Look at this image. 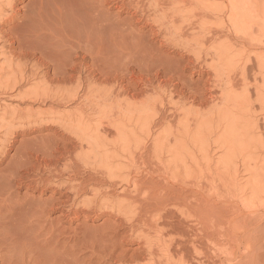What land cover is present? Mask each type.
Returning <instances> with one entry per match:
<instances>
[{
    "label": "rangeland",
    "instance_id": "374dc122",
    "mask_svg": "<svg viewBox=\"0 0 264 264\" xmlns=\"http://www.w3.org/2000/svg\"><path fill=\"white\" fill-rule=\"evenodd\" d=\"M179 1L0 0V9L7 14L0 20V65L13 59L16 71L25 67L26 77L32 79L24 90L52 98L29 106L18 98L9 99L0 88V101L11 105L9 114L20 112L12 123L10 115L4 120L1 114L0 120V151L2 144L7 145L0 154V264H264V182L254 175L255 156L246 155L244 161L240 157L247 166L239 170L230 167L221 172L233 176L239 171L243 182H249L246 208L240 192L229 188V178L221 180L216 166L211 167L213 172L207 168L210 162L204 154L210 153L219 164L225 159L222 151L215 150L216 138L209 152L200 153L189 143L190 150L184 154L191 167L178 163V168L174 164L167 168L170 158L163 161L155 149L157 136H168L175 149L179 145L173 138L175 131H184L196 119L210 120L224 110L223 98L233 96L225 90L230 77L227 65L241 55V59L251 56L245 75L235 72L234 80L230 79L238 86L245 77L250 87L264 66V43L256 41L258 30L241 36L231 26L227 35L219 29L220 13L213 11L221 2ZM184 1H189L186 7ZM218 45L235 47L229 59H214ZM242 84L234 95L241 92ZM73 96L76 99L67 111L80 110L94 124L104 122L101 134L107 140L117 134L109 120L129 123L146 112L153 117L156 137L149 140L137 130L140 135L136 132L132 156L119 162L122 178L134 180L132 186L111 188L107 176L88 171L78 158L75 138L65 131L67 127L56 123L59 116L55 114L66 112L57 102ZM250 102L260 128L252 136L256 144L251 143V150L257 152L255 145L261 143L258 151L262 152L264 106L253 89ZM28 123L33 127H22ZM249 125V129L254 127ZM130 128L133 131L134 126ZM167 171L175 182L166 178Z\"/></svg>",
    "mask_w": 264,
    "mask_h": 264
},
{
    "label": "bare ground",
    "instance_id": "6f19581e",
    "mask_svg": "<svg viewBox=\"0 0 264 264\" xmlns=\"http://www.w3.org/2000/svg\"><path fill=\"white\" fill-rule=\"evenodd\" d=\"M9 1V0H8ZM179 1V0H177ZM182 1V0H181ZM217 2H221V5L217 6L213 11L220 13L221 15V22L219 24V29L222 30V32H227L231 33V26L234 28V33L236 34H241V36H246V35H253L256 30H258V41L260 44H263V37H264V0H216ZM7 2V0H6ZM5 2V3H6ZM13 1H11L12 3ZM4 2H2L3 4ZM14 3V2H13ZM173 3L175 4V2L173 1ZM186 3H189V1H184L182 6L184 5V7H186ZM203 3V2H202ZM177 5L181 4V2L179 1L178 3H176ZM11 5V4H10ZM9 5V6H10ZM188 5V4H187ZM190 5V4H189ZM188 5V6H189ZM175 6V5H174ZM173 6V7H174ZM11 7V6H10ZM13 7V4H12ZM179 7V6H178ZM181 7V6H180ZM184 7H182V9H184ZM12 9V8H11ZM177 9V8H176ZM6 14V13H5ZM7 15V14H6ZM3 15V11L0 9V20L2 19V16H6ZM216 15V14H215ZM218 15V14H217ZM191 16V15H190ZM4 18V17H3ZM4 22V21H3ZM206 31V30H205ZM204 31V33H205ZM217 33V32H216ZM219 34H221V32H218ZM234 33L232 34V36L234 35ZM224 34V33H223ZM214 35V34H213ZM230 35V34H229ZM257 35V34H256ZM215 36V35H214ZM240 36V38H241ZM230 37V36H229ZM236 37V36H234ZM239 39V38H238ZM2 40V39H1ZM211 41V39L209 40ZM213 41V39H212ZM232 41V40H229ZM238 42V41H237ZM242 42V41H241ZM245 42V41H244ZM218 44V43H217ZM5 45V43H4ZM250 46V45H249ZM259 47V46H257ZM5 48V47H4ZM235 50L234 46H224V45H218L215 49L214 53V59L216 58L219 61H224L226 59H229V57L233 54ZM252 51V50H251ZM253 52V51H252ZM210 53V52H209ZM6 55V54H5ZM264 56V55H263ZM211 57V56H210ZM234 57V56H233ZM10 58V56H9ZM12 58V57H11ZM10 58V59H11ZM242 55L240 56V60L238 61H233L230 65H227V68H229V80L228 82L225 84V86L227 87V89L225 88V90H227V92H232L233 96L229 97V98H223V102L225 103V108L223 111H221L219 114H217L215 117L211 118L210 120L204 121L202 122L200 119H196L193 120V124H190V122L188 123L190 126H187L185 128L184 131H180L176 133V129H174V134H173V138H175V141H177L179 143V145H176V148L173 149L171 148L172 146L170 145V143L172 142V140L169 139L168 136L166 137H161L160 136H154L152 135V127L154 124V121L152 120L151 117L147 116V112L144 114L145 116H138V117H134L131 118L129 123H121L118 120H114L111 119L108 121V125L111 126L114 130H116L117 134L115 133L116 136H113V138L111 137V140H107L106 137L108 136H103V134H101V127L103 126L101 122V124L97 121L94 124V121L92 119H90L88 116H85L86 114H84V112H81L80 110H76V111H67V108L69 106H67L68 104L74 102V100L76 99V96L73 97H66L64 99H60V101L55 100V102H57V105L59 107H66V112H58L55 113L57 114L59 117L57 118L56 123H59L61 125V127H67L65 128V131H70V133L73 135V137L76 140V144L79 148V152H78V158L83 161V163L86 164V167L88 168V171L90 170L92 173L96 172L100 174L105 175V177L107 176L108 179L110 180V182L107 180V178H105L108 182L109 185H111V188H116L120 185H125V186H132V183L134 180H129V179H123L122 175L120 174V171L122 170L119 166V162L122 159L126 158H130L133 154L132 149H133V142L135 141V139L138 137L137 134L140 131V134L142 133L143 136H145L147 139H152L153 136L156 137L155 138V146H156V152L157 155L161 157V159L166 157L170 158L169 161V165L168 167L166 165L167 168H173V164L175 166H177L178 163H180V165L188 167L189 162L187 161V157H185L186 155L184 154V152H186L187 150H190L189 147V143L192 142L193 145H195L198 149L199 152H209V149H211L212 147V140L214 138H216V140L214 141V145H217L215 150H220V152L222 151L225 154V159H223V163L219 164L217 162V158L215 159L210 153L209 155L204 154V159H208V161L210 162L209 166L207 167L210 172L212 171V166H216L214 169L216 171V174H219V176L221 177L220 179L222 180L223 178H229L228 179V183L230 182V186L229 188H233L235 190H237V193H239V195H241L242 197V204H244L243 206H245L246 208H248V204L246 203L248 201V199H246L247 195H248V190H250L249 186V182H243L244 178H240L239 171L236 172L235 175H231L229 172H224L221 173L222 170H228V168L230 167H235V169L239 170L241 166H247V163H242L240 159V157L243 158L246 157V155H250L252 153V155L255 156V162H253L251 165H254L253 168L255 171H257L256 174H254L255 176H257L256 178H260L259 182H264V174H261V176L257 175L258 171H262L264 169V162H262V158L264 157V153H262L264 151V149L262 150V152H259L258 148L260 147L261 143H259L258 145H255L257 152H252V144L255 142H253L252 140L254 138H252V136L257 134V131L260 129L259 128V124H258V120L256 117H254V115L252 114V103L251 101V92L252 89L254 90V92L259 96L260 100L262 101V105L264 106V66H262L258 72V75L255 76V83L253 85H251V87L249 86V84L247 83V79L244 77L243 79V84L242 82H240L242 84V89L241 92L237 95H234V93L237 91V87L241 86L238 85L236 86V84H232V82L230 81V79L233 78L234 75H232L235 72H239L241 75H245L246 70L248 69L249 65L251 64L250 62L253 60L251 56H246L244 59H241ZM257 59H259V56H256ZM13 60V59H11ZM8 58L6 59L7 64H3L4 66L0 65V88H2V93H4L5 95H8V98H18V100L20 99L21 101H26L27 105L29 106H34L36 104H45L47 103V101L49 98L46 96V94H38L37 91H25V87L29 86L32 84V79L31 78H27L29 76L26 77L25 74V67L24 65H22L24 67V71L21 70L20 72H17L15 69V63L14 61H11ZM14 60H16L15 56H14ZM18 60V59H17ZM255 61V60H254ZM260 63V62H259ZM221 64V63H220ZM26 65V64H25ZM262 65V64H261ZM28 66V65H27ZM21 68V66H20ZM34 68V67H33ZM226 68V67H225ZM28 69V68H27ZM31 69V68H30ZM36 71V68H34ZM33 70V73H35V71ZM32 70H31V75H32ZM211 70V69H210ZM40 71V70H39ZM213 71V70H212ZM29 73V72H28ZM9 76L7 79H5L6 76ZM30 75V73H29ZM39 75V73H38ZM41 76V75H40ZM221 76V75H219ZM44 77V76H43ZM237 78V77H236ZM234 80V79H232ZM237 80V79H235ZM235 82V81H234ZM223 86V85H222ZM253 87V88H252ZM222 88V87H221ZM1 93V94H2ZM253 95V94H252ZM228 97V96H226ZM7 98V99H8ZM5 99V98H4ZM6 99V100H7ZM5 100V101H6ZM213 101V100H212ZM25 102V103H26ZM9 107H11V105L2 103L0 101V120L4 117L1 118V114H3L5 116L6 120V116H9V120H11L10 123H12V121L14 122V120L16 121V116L15 113H18L19 110L13 111L11 114H9ZM250 107V111L247 110V108ZM16 108V107H15ZM19 107H17L18 109ZM11 110V109H10ZM16 110V109H15ZM30 110L33 111V109L31 108ZM98 110V109H97ZM96 110V111H97ZM91 111V108H90ZM20 113V112H19ZM92 114V112H90ZM38 114L41 113L39 112ZM14 116V117H13ZM92 116V115H91ZM96 116V115H95ZM106 117V116H105ZM112 118V116L110 117ZM3 120V121H4ZM102 120V118H101ZM192 120V118H191ZM126 121V120H125ZM217 121V122H215ZM39 122H36V124H38ZM33 123H28L25 125H22V127L24 126H28V125H32ZM41 124V122H40ZM52 124V123H51ZM248 124L253 125L254 127H252L251 129H249L250 125L248 126ZM52 126V125H50ZM58 126V124H57ZM130 126H134L133 131L130 128V131L128 130ZM60 127V126H59ZM60 127V129H61ZM26 128V127H24ZM35 128V127H34ZM184 128V127H183ZM23 129V128H22ZM28 129V127H27ZM30 129V128H29ZM33 129V128H32ZM31 129V130H32ZM104 129V128H103ZM182 129V128H181ZM179 129V130H181ZM64 130V129H62ZM137 130H139L137 132ZM178 130V131H179ZM22 131V130H21ZM25 131V130H24ZM64 131V132H65ZM173 131V130H172ZM26 132V131H25ZM24 132V133H25ZM109 132V131H108ZM111 132V131H110ZM115 132V131H114ZM137 132V134H136ZM105 133V132H104ZM170 133V132H169ZM263 134V132H260V134ZM66 134V132H65ZM138 134V135H140ZM254 134V135H253ZM9 135V134H8ZM105 135V134H104ZM107 135V134H106ZM113 135V134H112ZM167 135V134H165ZM172 135V133H171ZM259 135V134H258ZM12 136V135H11ZM9 136V137H11ZM260 136V135H259ZM263 136V135H262ZM13 137V136H12ZM11 137V138H12ZM172 137V136H171ZM256 137V136H254ZM144 138V137H143ZM258 138V137H257ZM262 138V137H261ZM109 139V137H108ZM145 139V138H144ZM140 141V138L138 139ZM137 140V141H138ZM256 140V139H255ZM259 139H257L258 141ZM261 140V139H260ZM264 139L262 138V143L264 146ZM5 141V140H4ZM11 141V140H10ZM174 141V140H173ZM248 141L246 143V145L241 144L242 142ZM252 141V142H251ZM5 143L7 144V138ZM138 143V142H137ZM258 143V142H257ZM140 145V144H139ZM144 145V144H143ZM145 148V145L143 146ZM173 145V144H172ZM3 146H5V148H7V145H3L2 144V148ZM139 147V146H138ZM1 148V151L3 150ZM4 148V149H5ZM68 148V147H67ZM66 148V152L65 156L68 152V149ZM213 148V147H212ZM262 148V146H261ZM264 148V147H263ZM76 151V147L74 148ZM214 149V148H213ZM59 150V149H58ZM58 150H56V152H58ZM65 150V148L63 149ZM197 150V149H196ZM260 150V151H261ZM0 154H4L3 151ZM74 151V152H75ZM211 151V150H210ZM190 152V151H189ZM188 152V153H189ZM198 152V151H197ZM221 152V153H222ZM61 153V152H60ZM64 153H61V156H63L64 158ZM72 153V152H71ZM194 153V152H193ZM196 153V152H195ZM218 153V151H217ZM216 153V155H217ZM222 153V154H223ZM6 154V153H5ZM56 154V153H55ZM59 154V153H58ZM70 154V153H69ZM74 154V153H73ZM68 155V154H67ZM210 155L213 157H210ZM220 155V154H219ZM60 156V155H59ZM253 156V157H254ZM57 157V156H56ZM193 157V156H192ZM55 158V157H54ZM53 158V159H54ZM134 158V156H133ZM261 158V159H260ZM162 159V160H163ZM127 160V159H126ZM159 160V159H158ZM197 160V159H196ZM55 161V160H54ZM57 162H59L58 160H56ZM130 161V159H129ZM164 161V160H163ZM244 161V160H243ZM123 162V161H122ZM127 162V161H126ZM132 162V161H131ZM159 162V161H158ZM161 162V161H160ZM159 162V163H160ZM201 162V161H200ZM51 163V161H50ZM167 162H162V164H165ZM208 163V162H207ZM43 164V163H42ZM42 164L40 166H42ZM46 164V163H44ZM48 164V163H47ZM89 164V165H87ZM190 164H192L190 162ZM189 164V166L191 167V165ZM84 165V164H83ZM161 165V163H160ZM204 165V164H203ZM159 166V165H158ZM163 166V165H162ZM181 167V166H180ZM179 167V168H180ZM193 167V166H192ZM45 168H47L46 170H48V166H45ZM86 168V169H87ZM162 168V167H161ZM178 168V166H177ZM43 170V168H41ZM185 169V168H184ZM190 169V168H189ZM188 169V171H189ZM193 169V168H192ZM202 169V168H201ZM207 169V171H209ZM262 169V170H260ZM41 170V171H42ZM45 170V169H44ZM183 171V169H181ZM37 171H40L37 170ZM36 171V172H37ZM163 171V170H162ZM171 171V170H170ZM175 171H177L175 169ZM164 173L165 170L163 171ZM191 169H190V173H191ZM196 172V171H195ZM213 172V171H212ZM246 172V170H245ZM161 173V172H160ZM167 173H169L167 171ZM176 173V172H175ZM198 173V172H197ZM202 173L203 170H202ZM37 174V173H36ZM40 174V173H39ZM162 174V173H161ZM170 174L169 176L166 178H170ZM177 174V173H176ZM212 174V173H211ZM209 174V175H211ZM214 174V173H213ZM212 174V176H213ZM158 175V174H157ZM165 175V174H164ZM172 175V174H171ZM253 175V174H252ZM251 175V176H252ZM101 176V175H100ZM174 176V175H173ZM176 176V175H175ZM180 176V175H179ZM189 176V175H188ZM192 176V175H191ZM215 176V175H214ZM259 176V177H258ZM162 177V175H161ZM178 177V176H177ZM198 177V176H197ZM253 177V176H252ZM160 178V176H159ZM163 178H165V176H163ZM165 178V179H166ZM171 176V181L173 179L172 182L176 181V178ZM195 178V176L193 177V179ZM249 178V177H248ZM168 179V180H170ZM180 179V177H179ZM182 179V178H181ZM185 178H183L184 180ZM200 178H197V180ZM175 180V181H174ZM178 180V179H177ZM197 180H195V186L197 184ZM230 180V181H229ZM246 180V179H245ZM23 181V179L21 180ZM192 181V180H191ZM247 181V180H246ZM169 182V181H168ZM186 182V181H185ZM188 182V181H187ZM186 182V183H187ZM199 182V181H198ZM258 182V183H259ZM136 183V182H135ZM213 186H214V181L212 182ZM255 183V182H254ZM106 184V183H105ZM167 184V182H166ZM173 184V183H172ZM171 184V185H172ZM192 184V182H191ZM202 184V182H201ZM257 184V183H256ZM108 185V187H109ZM170 185V184H169ZM219 185V184H218ZM77 186V185H76ZM196 186V187H197ZM209 186V185H208ZM122 187V186H121ZM76 188V187H75ZM123 188V187H122ZM72 189V187H70V190ZM77 189L79 190V188L77 187ZM121 189V188H120ZM193 189V188H192ZM197 189V188H196ZM69 190V189H68ZM75 192L77 190L73 189ZM198 190L199 187H198ZM230 190V189H229ZM72 191V190H71ZM94 191V190H92ZM98 191V190H97ZM70 192V191H69ZM96 192V190L94 191ZM124 192V190H123ZM107 193V192H106ZM93 194V193H92ZM125 194V193H123ZM76 195V194H75ZM95 194H93L94 196ZM99 195V194H98ZM127 196V194H125ZM123 197H126V196ZM77 196V195H76ZM102 196V195H101ZM113 196V195H112ZM115 197V196H114ZM121 197V196H120ZM234 197V196H233ZM94 198V197H93ZM99 198V197H98ZM111 198V196H110ZM116 198V197H115ZM122 198V197H121ZM128 198V197H127ZM126 198V200H127ZM130 199V198H129ZM128 199V201H129ZM113 200V198H112ZM76 201V200H75ZM93 201V200H92ZM131 201V199H130ZM96 202V201H95ZM94 202V203H95ZM106 202V201H105ZM115 202V200H114ZM84 203V201H83ZM112 203V202H111ZM135 203V202H134ZM85 204V203H84ZM96 204V203H95ZM98 204V203H97ZM99 204H103V203H99ZM120 204V203H119ZM123 204V203H122ZM120 204V205H122ZM127 204V203H126ZM166 204V203H165ZM132 205V204H131ZM108 206V205H107ZM124 206V205H122ZM127 206V205H126ZM166 207V206H165ZM121 209V207H119ZM127 208V207H126ZM160 208V207H159ZM250 208V207H249ZM117 209V208H116ZM167 209V208H166ZM123 210V208H122ZM160 211V210H159ZM162 211V210H161ZM120 212V210H119ZM125 212V210H124ZM187 212V211H186ZM121 213V212H120ZM191 213V212H190ZM254 213V212H253ZM124 214V213H123ZM157 214V213H156ZM160 214V213H159ZM186 214V213H185ZM126 216V215H125ZM190 218V217H189ZM160 220V219H159ZM158 220V221H159ZM193 220V219H192ZM157 221V223H158ZM156 223V222H155ZM168 223V220H167ZM158 225V224H157ZM160 225V224H159ZM162 228V226H160ZM164 227L166 228V226L164 225ZM160 229V228H159ZM168 229V228H167ZM166 229V230H167ZM162 231H164V229H160ZM171 235V234H170ZM164 236V235H163ZM169 236V233H168ZM173 236V235H171ZM178 236V235H177ZM179 237V236H178ZM148 238V237H147ZM150 238V237H149ZM180 238V237H179ZM159 239V238H158ZM171 239V238H170ZM145 240V239H143ZM154 240V239H152ZM162 240V239H161ZM165 240H167L165 238ZM164 240V241H165ZM172 240V239H171ZM186 240V238H185ZM210 241V239H208ZM148 241V239H147ZM159 241V240H158ZM169 242V239L167 240ZM145 242V241H144ZM150 242L152 243L151 239ZM155 242V241H153ZM168 242L165 241V246H167ZM211 242V241H210ZM212 243V242H211ZM147 245L149 243H146ZM172 244V243H171ZM178 244V242H177ZM181 244V243H180ZM187 244V243H186ZM189 244V243H188ZM192 244V242H191ZM196 243H194L195 245ZM158 245V243H157ZM193 245V246H194ZM209 245V244H208ZM207 245V246H208ZM180 246V245H179ZM191 246V245H189ZM150 248V246H148ZM159 247V246H158ZM162 247V246H160ZM159 247V248H160ZM172 247V246H171ZM199 247V246H198ZM147 248V247H146ZM164 248V247H163ZM187 248V247H186ZM200 248V247H199ZM168 249L169 245H168ZM192 249V248H191ZM150 250V249H149ZM158 250V249H157ZM156 250V252H157ZM161 250V248H160ZM185 250V249H184ZM196 250V249H195ZM201 250V249H200ZM147 251V249H146ZM152 251V249H151ZM150 251V253L152 254V252ZM163 251V249L160 251V255L161 252ZM167 251V250H166ZM177 251V249H176ZM175 251V252H176ZM181 251V250H180ZM199 251V249H198ZM216 251V249L214 250ZM218 251V250H217ZM149 253V254H150ZM158 253V252H157ZM163 255L166 252H162ZM198 253V252H197ZM202 254V253H201ZM155 255V254H154ZM157 255V254H156ZM159 255V254H158ZM167 255V254H166ZM166 255L165 259H166ZM180 255V253H179ZM186 255V253H185ZM188 255V254H187ZM194 255H196V253L194 252ZM148 256V255H147ZM163 256V258H164ZM178 256V255H177ZM176 256V257H177ZM149 257V256H148ZM161 256H159L160 258ZM175 257V256H174ZM187 258V257H186ZM144 259V258H142ZM169 259V256H168ZM167 259V260H168ZM189 259V258H188ZM202 259V258H201ZM140 261L141 258H139ZM147 260V259H146ZM152 260V259H151ZM154 260V259H153ZM177 260V259H175ZM184 260V259H181ZM180 260V262H181ZM193 260V259H192ZM196 260V259H195ZM145 261V260H144ZM166 261V260H165ZM190 261V260H189ZM161 262V261H160ZM187 262V261H185ZM193 262V261H192ZM142 263V262H140ZM136 264V261H135ZM164 264V262L162 263ZM167 264V263H166ZM184 264V262H183ZM186 264V263H185ZM191 264V263H190ZM201 264V263H200Z\"/></svg>",
    "mask_w": 264,
    "mask_h": 264
}]
</instances>
